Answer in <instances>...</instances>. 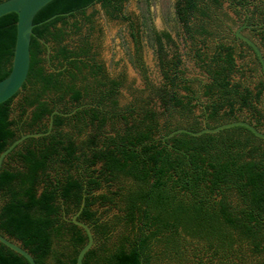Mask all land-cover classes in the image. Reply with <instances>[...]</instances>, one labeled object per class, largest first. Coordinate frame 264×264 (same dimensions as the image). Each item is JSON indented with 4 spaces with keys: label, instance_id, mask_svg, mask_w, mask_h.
<instances>
[{
    "label": "trees",
    "instance_id": "1",
    "mask_svg": "<svg viewBox=\"0 0 264 264\" xmlns=\"http://www.w3.org/2000/svg\"><path fill=\"white\" fill-rule=\"evenodd\" d=\"M126 1L52 0L35 14L26 81L0 104V153L21 134L45 132L52 111L68 115L54 114L49 134L5 157L0 234L36 264H75L87 238L70 219L83 201L77 219L90 227L93 246L82 264H264V139L241 126L165 138L236 120L264 131L260 63L223 28L221 13L227 3L240 23L248 15L264 51V0H175L200 78L186 76L179 54L167 50L171 36L149 25L157 84L140 52L146 25L125 15ZM95 5L128 23L133 41L144 87L128 86L132 99L121 107L125 78L109 77L91 40L97 12L87 10ZM16 19L0 17V80L10 71ZM74 103L82 108L70 114ZM0 264L29 263L0 244Z\"/></svg>",
    "mask_w": 264,
    "mask_h": 264
},
{
    "label": "rangeland",
    "instance_id": "2",
    "mask_svg": "<svg viewBox=\"0 0 264 264\" xmlns=\"http://www.w3.org/2000/svg\"><path fill=\"white\" fill-rule=\"evenodd\" d=\"M174 5L175 0H127L123 5L125 15L129 16L133 21H138L140 24L145 23L146 25L141 31L140 52L147 68L148 78L154 84L160 81V74L154 44L147 30L149 25L157 32H167L171 36L174 46L172 44L167 46V50L169 53L176 51L179 54L181 69L185 71L186 76L188 78H200V69L195 65L189 54L190 42L183 34L182 26L175 17ZM93 10L97 13L93 18L91 40L97 47L95 50L97 60L103 64L109 77L116 78L123 76L125 78V87L119 91L117 97L118 104L121 107L132 99L128 86L136 90L143 89L144 87L141 76L132 64L134 49L133 41L129 35L128 23L106 16L98 5L88 9L87 14H91ZM221 13L226 15V17L222 18L223 28L235 32L241 25L237 19L238 15L235 14L234 10L227 3L223 4ZM244 33L246 34L248 31ZM254 40L256 41L255 36H253ZM262 53L264 57V51ZM245 54L246 56L242 60V63L249 70L254 66L250 63L249 55ZM46 57L48 56L46 55ZM254 74L246 73L248 77ZM252 80H255V78ZM16 101L17 98H14L13 103ZM245 115L247 114L245 113ZM101 192L97 191L96 193ZM102 210L100 209V211ZM113 211L110 210L108 213Z\"/></svg>",
    "mask_w": 264,
    "mask_h": 264
},
{
    "label": "water",
    "instance_id": "3",
    "mask_svg": "<svg viewBox=\"0 0 264 264\" xmlns=\"http://www.w3.org/2000/svg\"><path fill=\"white\" fill-rule=\"evenodd\" d=\"M52 0H2L0 1V17L8 14L14 13L17 16L16 24H15V41L13 47V54L11 59L10 71L8 75L0 80V104L14 97L19 91H21L23 84L26 81L28 69H29V42L32 34V28L37 25L33 23V18L35 14L44 7L47 3ZM54 18L51 16L43 22H46L50 19ZM40 22L39 24L43 23ZM244 27V26H243ZM240 29L236 30V36L244 41L247 45L251 47L253 52L255 53L260 66L262 73L264 74V57L259 46L249 37L240 33ZM43 42V41H41ZM49 48L47 46V52ZM262 112L264 114V101L262 103ZM54 114L66 116L68 114L60 113L58 111H52L49 116V125L48 130L46 132H36V133H25L21 134L17 139L12 141L1 153H0V170L2 167V163L5 157L11 152V150L19 145L22 141L27 138H37L40 136L47 135L50 132L52 127V116ZM203 128L198 131H190L184 128H179L171 131L165 138H170L171 136L177 133H186L192 136H199L203 133H217L223 129L232 128L235 126H241L248 129L253 135L258 138L264 139V131L258 130L253 124L249 123L246 120H236L230 121L223 124H220L214 128L205 127L203 124ZM84 202H81V205L78 211L71 217L70 221L81 228L86 235L85 244L79 249L75 264H82V260L86 252L91 249L93 246V236L90 230V227L77 219V216L80 214ZM0 244L9 248L13 252L19 254L23 258L27 260L29 264H36L32 255L24 249L20 243L17 241L11 240L8 237L0 234Z\"/></svg>",
    "mask_w": 264,
    "mask_h": 264
},
{
    "label": "flooded vegetation",
    "instance_id": "4",
    "mask_svg": "<svg viewBox=\"0 0 264 264\" xmlns=\"http://www.w3.org/2000/svg\"><path fill=\"white\" fill-rule=\"evenodd\" d=\"M250 22V23H249ZM244 26V27H243ZM254 24L253 23H251V21L249 20V17H248V15L245 17V19H243V21H242V23H241V25L239 26V28H241L240 29V33H242V34H244L245 36H247V37H249L250 39H251V37H253L252 35L255 33V31H256V29L254 28ZM238 28V29H239ZM245 31H248V33H244ZM235 34H236V31H235ZM257 44V43H256ZM258 45V44H257ZM260 48V47H259ZM261 49V48H260ZM253 51V50H252ZM261 51L263 52V50L261 49ZM250 53H251V51H250ZM261 67V66H260ZM111 78V77H110ZM74 105V107H73V109H72V111L70 112V114H72V113H74L77 109H79V108H82V106L80 105V106H77V104L76 103H74L73 104ZM50 116V115H49ZM49 116H48V125H49ZM52 122H53V118H52ZM51 129H52V127H51ZM51 129H50V131H51ZM47 130H48V127H47ZM46 130V131H47ZM45 131V132H46ZM50 133V132H49ZM48 133V134H49ZM25 134V133H24ZM45 136V135H44ZM41 137V136H40ZM78 217V216H77Z\"/></svg>",
    "mask_w": 264,
    "mask_h": 264
}]
</instances>
